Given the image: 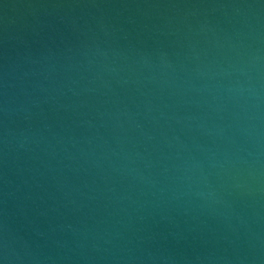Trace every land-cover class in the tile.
<instances>
[{"label": "water", "instance_id": "95a60500", "mask_svg": "<svg viewBox=\"0 0 264 264\" xmlns=\"http://www.w3.org/2000/svg\"><path fill=\"white\" fill-rule=\"evenodd\" d=\"M0 264H264V0H0Z\"/></svg>", "mask_w": 264, "mask_h": 264}]
</instances>
